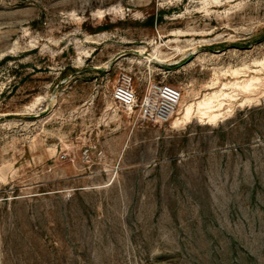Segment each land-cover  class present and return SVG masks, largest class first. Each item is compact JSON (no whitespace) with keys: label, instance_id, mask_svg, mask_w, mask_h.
<instances>
[{"label":"rangeland","instance_id":"rangeland-1","mask_svg":"<svg viewBox=\"0 0 264 264\" xmlns=\"http://www.w3.org/2000/svg\"><path fill=\"white\" fill-rule=\"evenodd\" d=\"M0 264H264V0H0Z\"/></svg>","mask_w":264,"mask_h":264},{"label":"built area","instance_id":"built-area-1","mask_svg":"<svg viewBox=\"0 0 264 264\" xmlns=\"http://www.w3.org/2000/svg\"><path fill=\"white\" fill-rule=\"evenodd\" d=\"M182 97L183 92L180 88L168 83L155 82L139 98L134 80L127 75L115 86L112 94L115 104L127 110H136L141 119L149 122L169 120Z\"/></svg>","mask_w":264,"mask_h":264},{"label":"bare ground","instance_id":"bare-ground-1","mask_svg":"<svg viewBox=\"0 0 264 264\" xmlns=\"http://www.w3.org/2000/svg\"><path fill=\"white\" fill-rule=\"evenodd\" d=\"M143 51V50H142ZM144 52V51H143ZM153 57L154 58H147L146 61L152 63L153 61H157V60H160V61H163L159 55H158V51L155 50V52L153 53ZM252 80H256L255 78H253ZM244 89H247V85L244 86ZM183 98V97H182ZM182 102V99L181 101ZM180 104V103H179ZM183 105V104H182ZM205 105V104H204ZM223 105V104H222ZM222 105H219V110H216V111H213L211 114L206 112L204 113L207 117V119H209L210 122H216V120L219 118V114H217L218 111H220ZM185 106V105H184ZM203 109V108H202ZM206 109V108H205ZM195 117V111H194V108H193V105L189 104L187 105L183 111L181 112V117H179L177 120H173V122L177 123V122H184V123H188V122H191V120ZM171 119H169L168 121H170ZM179 122V123H180Z\"/></svg>","mask_w":264,"mask_h":264}]
</instances>
